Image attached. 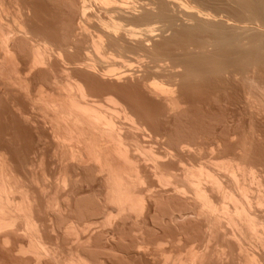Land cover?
Listing matches in <instances>:
<instances>
[{"label":"bare ground","instance_id":"obj_1","mask_svg":"<svg viewBox=\"0 0 264 264\" xmlns=\"http://www.w3.org/2000/svg\"><path fill=\"white\" fill-rule=\"evenodd\" d=\"M261 75L264 0H0V109L36 144L0 125V264H264L251 140L180 129L208 92L264 113Z\"/></svg>","mask_w":264,"mask_h":264},{"label":"rangeland","instance_id":"obj_2","mask_svg":"<svg viewBox=\"0 0 264 264\" xmlns=\"http://www.w3.org/2000/svg\"><path fill=\"white\" fill-rule=\"evenodd\" d=\"M262 76V75H261ZM260 76V77H261ZM264 76H262L261 78H263ZM209 93V92H208ZM206 96H209L208 100L206 99L207 97L206 96H201V98H198V100H196L195 102V105L192 109V111L187 115V117L183 120V122L180 124V129L182 130L183 129V132L185 131L186 129V132L188 134H191V133H196V132H200V133H197L198 135H200V137L202 138L201 140H203V142H212L213 139H217V138H224V136L222 134H227L229 137L228 139L231 140V142H229L227 140V135H226V142L228 143H233L234 140L237 141L239 140L240 138H244L246 139L247 141H250L248 145V149H247V153L251 156V158H256L257 160L260 159L261 162L264 163V149H263V146H264V122L262 123V121H264V113H257L254 111H250L249 110H243L245 109L244 107H240L238 102L236 101V96L235 94H233L232 92L230 94L228 93H223V92H217V93H209ZM223 93V94H222ZM218 94V95H217ZM219 94L222 96H219ZM228 94V96H227ZM214 95V96H213ZM233 95L235 96V99L233 98ZM214 97V98H213ZM217 97L216 101L214 100L215 98ZM227 97V98H226ZM225 98V99H224ZM197 99V98H196ZM206 99V100H205ZM211 99L212 101V104L211 102L209 101ZM200 100V101H199ZM214 100V101H213ZM223 100V101H222ZM232 100V101H231ZM199 101V102H198ZM202 101L204 103H202ZM210 102L209 104H207L206 102ZM218 101V102H217ZM230 101V102H229ZM215 102V103H214ZM217 102V103H216ZM216 104V105H215ZM2 105V104H1ZM4 105V104H3ZM229 105V106H228ZM5 106V109L8 108V106L4 105ZM208 106V107H207ZM1 107V106H0ZM3 107V106H2ZM210 107V108H209ZM243 108V109H242ZM197 109V110H196ZM247 109V108H246ZM0 116L1 117V124L0 125H4V128L3 127V131H5L6 133H12L14 135V137H12L13 139V144L14 146L17 147V149L19 148V151L21 150L23 152V149H28V148H31L32 149V146L31 144H34V147H36V144L35 142H31L33 139L32 137L35 135L32 136V134H35L32 130H30L27 126H22L23 124H19L22 123L19 119H16L15 116H11V114L9 115V113L7 114L6 111L8 112V110L5 111V113H2L4 110L3 109H0ZM3 110V111H2ZM245 111V112H244ZM248 111V112H247ZM10 112V111H9ZM252 112V113H251ZM254 113V114H253ZM257 114V115H255ZM263 114V115H262ZM6 115V116H5ZM5 116V117H4ZM190 116V118H189ZM13 117V118H12ZM15 117V119H14ZM14 119V120H13ZM249 119V120H248ZM251 119V120H250ZM9 121L8 123L6 121ZM19 122L17 123L16 122ZM262 120V121H261ZM188 121V123H187ZM191 124H190V122ZM13 122V123H11ZM251 124H255V125H251ZM193 123V124H192ZM16 127H15V125ZM19 125V126H18ZM10 126V127H9ZM13 126V127H12ZM252 126V128H251ZM9 127V128H8ZM18 127L20 128V130L18 129ZM27 129H25V128ZM182 127V128H181ZM186 127V128H184ZM24 128V129H23ZM194 128V129H193ZM247 128V129H246ZM255 128V129H254ZM6 129V130H5ZM196 129V131H194ZM250 129H253V130H259L258 132L261 134L259 136H257V134L254 136V135H250ZM18 132H17V131ZM22 130V131H21ZM30 130V131H28ZM190 130V131H189ZM193 130V131H192ZM241 130H242V133H241ZM249 130V131H248ZM261 130V132H260ZM8 131V132H7ZM11 131V132H10ZM189 131V132H188ZM240 131V133H239ZM24 132V133H23ZM27 132V133H26ZM29 132V133H28ZM31 132V133H30ZM249 132V133H248ZM15 133V134H14ZM21 133V134H20ZM186 133V134H187ZM258 133V134H259ZM31 134V135H30ZM206 134V135H205ZM210 134V135H209ZM214 134V135H213ZM234 135V140H233V135ZM22 135V136H20ZM27 135V136H26ZM212 135V136H211ZM222 135V136H221ZM232 135V136H231ZM236 135V136H235ZM243 135V137H242ZM246 135V136H245ZM20 136V138L18 137ZM32 136V137H31ZM219 136V137H217ZM231 136V137H230ZM18 137V138H17ZM207 137V138H206ZM214 137V138H212ZM237 137V138H236ZM246 137V138H245ZM256 138L255 140L253 138ZM263 137V138H262ZM17 138V139H16ZM209 138V140H208ZM210 138H212L210 140ZM24 141H22V140ZM249 139V140H248ZM261 139V140H259ZM12 140L10 141L12 143ZM15 140V141H14ZM17 140V141H16ZM19 140V142H18ZM27 140V141H26ZM208 140V141H207ZM225 140V138H224ZM258 140V143L257 141ZM23 143H22V142ZM31 143H30V142ZM21 142V144H20ZM255 144H253V143ZM29 143V144H28ZM208 143V144H210ZM257 143V144H256ZM21 145V146H20ZM31 145V146H30ZM260 145V146H259ZM262 145V146H261ZM19 146V147H18ZM28 146V147H27ZM252 146V147H251ZM15 147V148H16ZM23 147V148H22ZM255 147V148H254ZM261 147V148H260ZM26 149V150H27ZM261 150H263L262 152H260ZM25 151V150H24ZM29 151V149H28ZM259 151V152H258ZM26 152V151H25ZM232 152H235L236 153V150L235 151H232ZM230 152L229 153V156H233V153ZM238 152V151H237ZM261 155V157H260ZM228 155L226 157L230 158ZM253 156V157H252ZM255 159V160H256ZM263 159V160H261ZM256 160V161H257ZM259 162V161H258ZM88 190H84V192H87ZM69 244H67L68 246ZM119 246H117L118 248ZM121 248L123 247L120 246ZM120 248V249H121ZM119 249V248H118ZM124 247H123V251H124ZM125 255V254H124ZM126 258V257H124ZM124 258H122V262L121 260L118 259L117 263H115V261L113 262V264H128V259H125L126 262H123L125 260H123Z\"/></svg>","mask_w":264,"mask_h":264}]
</instances>
